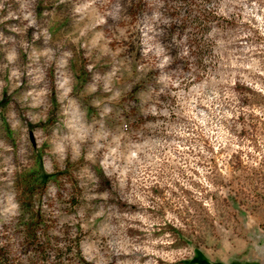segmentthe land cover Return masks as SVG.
<instances>
[{
	"label": "clouds",
	"instance_id": "1",
	"mask_svg": "<svg viewBox=\"0 0 264 264\" xmlns=\"http://www.w3.org/2000/svg\"><path fill=\"white\" fill-rule=\"evenodd\" d=\"M57 16L67 17L68 26H75L79 37L91 34L88 42L72 40L76 53L86 60L93 49L119 39L116 32L124 39L136 34L127 46L121 40L116 53L102 48L114 63L107 77H101L99 71L92 75L90 91L96 93L103 80L102 91L109 100L103 105L92 101L99 114L91 121L86 108L69 103L72 88L67 72L55 81L43 74L44 66L54 61L58 72L66 69L73 51L46 48L38 52L26 39L32 29L33 42L46 36L48 43L52 27L48 18ZM0 25L9 33L0 30V51L4 53L0 76L7 75V81L0 78V91L8 86L11 94L21 88L22 77L28 83V89L13 98L19 113L11 121L13 134L26 132L22 120L35 123L30 110L50 105L54 96L61 104L62 118L49 129L47 154L55 158L62 173L72 165L78 180L75 169L95 163L112 181L119 198L118 204L108 203L111 194L106 195L102 198L105 204L96 209L91 201L99 197L85 195L87 205L71 216L57 211L59 219L48 237L37 233L38 239L26 244L16 228L26 203L17 188V174L27 163L29 148L24 140L14 147L6 138L0 139V258L5 264H157L158 259L170 264L175 254L164 248L180 238L174 240L170 234L156 238L152 233L170 223L178 231L187 229L175 216L153 219L147 208L158 205L148 204L146 190L163 187L169 179L185 184L178 170L193 166L192 161L199 159L196 153L206 162L221 149L237 150V135L231 131L233 117L239 112L237 86L251 88L264 98V0H0ZM132 46L148 61L147 66L138 67L142 75L147 68L159 70L152 77L155 83L147 84V92L142 91L145 85L140 80L119 84L124 76L121 69H130L116 56ZM173 49L175 56L170 54ZM22 51L28 54L26 65L20 59ZM41 56L44 65L37 63ZM94 67L88 64L87 71L93 73ZM122 87H126L123 93ZM122 95L129 110L137 107L139 99V113L131 126L119 109L110 106ZM243 111L264 118V106ZM140 119L144 123L138 126ZM240 130L235 124V132ZM204 140L209 141L207 146ZM37 144L43 145L39 137ZM165 164L172 171L158 180ZM53 170L52 160L45 161L44 171L51 174ZM199 171L203 176L208 168ZM101 183L97 179V186ZM129 184L131 192L127 191ZM203 184L215 191L207 180ZM132 205L140 211L132 212ZM121 206H128V211H121ZM241 225L244 243L235 239L225 243L219 255L221 264H264V227L247 218ZM130 229L142 231L144 237L130 236ZM49 238L50 246H46Z\"/></svg>",
	"mask_w": 264,
	"mask_h": 264
},
{
	"label": "rangeland",
	"instance_id": "2",
	"mask_svg": "<svg viewBox=\"0 0 264 264\" xmlns=\"http://www.w3.org/2000/svg\"><path fill=\"white\" fill-rule=\"evenodd\" d=\"M48 19L52 21L51 39L48 43H45L46 36H41L39 40L33 42L32 29H29L26 39L38 52H43L46 48H63L73 51L74 55L68 60L66 69L58 72L57 63L54 61L50 66H44L43 74L49 81H55L59 79L60 75L67 72L72 88V100L69 103H79L86 108L88 119L91 121L94 115L98 116L99 114V110L93 106L92 101L95 100L103 105L109 100V96L102 91L103 80H101L96 93L90 91V86L94 83L92 75L99 71L101 77H107L108 69L114 63L112 55L106 54L102 48L106 47L111 50V53H116L121 40H123V45L127 46V41L133 39L136 34L131 33L127 39H124L120 37L119 32H116L115 35L119 39H114L112 43L93 49L90 59L86 60L76 53L77 46L72 43V40L75 39L81 43L88 42L91 34L86 38L79 37L75 26H68L67 17L57 16L54 19L52 17ZM0 30H5L3 25H0ZM8 34L5 30V35ZM170 54L175 56V49L171 50ZM58 55L59 52H57ZM3 56L4 53L0 51V60L3 59ZM20 59L24 65L29 63L28 54L23 51ZM116 60H119L122 65H127L130 69H121L124 76L119 81L120 85L126 86L133 80H140L145 85L142 91L147 92L149 90L147 84L155 83L152 77L156 76L159 70L147 68L146 73L142 75L138 71V67L140 64L147 66L148 61L141 57L134 46L129 47L127 51L120 50ZM37 63L44 65V57L41 56ZM90 63L95 65L93 73L87 71V65ZM0 78L7 81L6 74ZM22 81V87L11 94H9L8 86L0 91V121H2L0 139L6 138L14 147H19L18 142L24 140L29 148L27 163L21 166V172L17 174V188L22 190L21 195L25 198L26 203L23 205L25 214L19 219L16 228L24 235L27 244L28 241L38 239L37 233L48 237L49 229L55 227L59 219L55 216L57 211L71 216L78 207L87 205L88 201L84 199L85 195L99 197V199L91 201L96 209L105 204L102 198L106 195L111 194L108 203L118 204L119 198L112 188V181L95 163L75 169L79 176L78 180L77 176L73 175L72 165H69L68 169L62 173L59 171V165L55 158L47 154L51 139L49 129L54 122L62 118L61 104L56 101L54 96L51 97L50 105L30 110L29 114L36 120L35 123L32 120H22V123L26 125V132L18 131L15 135L13 134L11 121L14 115L19 114L16 111L17 106L13 105V98L28 89L27 79L22 77ZM156 87L158 90L160 86L156 85ZM121 91L122 93L126 91V87H122ZM236 91L240 94L239 112L233 117L235 123L231 131L237 135V150L232 152L221 149L206 162L202 154L196 153L199 159L192 161L193 166H190L186 171L178 170V174L187 186L181 184L179 180L169 179V183L163 187L150 186L146 190L150 193L145 197L148 204L158 205V207L147 208V212L153 219L175 216L176 220L180 221L187 229V232L178 231L170 223L166 228L152 233L156 238L166 234H170L174 240L177 237L180 238L164 248V251L175 254L172 256L170 264H221L219 255L222 253L225 243H230L233 239L237 243H244L242 219L247 218L249 221H254L256 225L264 227V150L261 149V144L264 143V118L243 111L244 108H261L264 106V98L245 86L238 85ZM136 96H139V92L136 93ZM136 104V108L129 110L122 95L119 102L110 106L119 109L120 114L124 117V122L131 126V121L136 119L139 113L138 98ZM149 119L154 118L149 117ZM110 123L116 122L110 121ZM143 123L142 119L138 120V126ZM235 124L241 126L238 134L235 132ZM38 137L43 140L42 146L37 144ZM203 143L207 146L209 141L204 140ZM207 150L214 151L212 148H207ZM186 154L191 153L189 151ZM175 155L176 153H173V156ZM49 159L52 160L54 169L51 174L44 171V162ZM162 167L163 171L157 174L158 180L172 171L167 164ZM205 167L208 168V172L202 176L199 169ZM97 179L102 181L99 186L96 184ZM205 180L213 185L215 191L206 189L203 184ZM127 191L131 192L130 184ZM53 193H55V200ZM61 193H65V195ZM120 210L128 211V206H121ZM131 211L137 212L140 211V208L137 205H132ZM79 227L80 225L77 224V228ZM129 235L144 237V233L139 230L130 229ZM46 246H50V238L49 242H46ZM0 264H5L2 258H0ZM157 264H166V262L163 259H158Z\"/></svg>",
	"mask_w": 264,
	"mask_h": 264
}]
</instances>
